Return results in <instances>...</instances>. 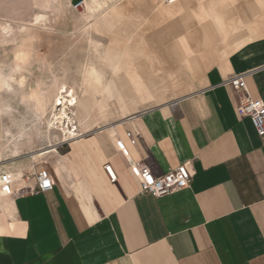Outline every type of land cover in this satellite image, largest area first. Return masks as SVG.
<instances>
[{
    "label": "crops",
    "instance_id": "crops-1",
    "mask_svg": "<svg viewBox=\"0 0 264 264\" xmlns=\"http://www.w3.org/2000/svg\"><path fill=\"white\" fill-rule=\"evenodd\" d=\"M82 1L87 0H68L71 6ZM171 1L152 0L157 16L181 15L185 0ZM235 2L218 0L214 13L225 50L205 71L198 89L172 102L137 108L141 102H160L167 90L163 71L175 57L188 54L186 39L176 40L162 54L151 50L139 62L119 45L104 49L103 61L113 78L107 80L97 68L102 76L97 84L91 71L90 91L102 97L103 108L96 110L104 117L113 102L118 111L109 113L98 130L69 141L60 160L64 169L57 163L21 170L15 162L2 169L16 183L13 196L0 198V264H264V140L250 118L238 115L245 95L223 84L249 73V97L264 101V0H250L245 9L233 6L239 23L227 22ZM187 11L196 12L193 5ZM96 15L89 11L88 17ZM119 19L113 8L95 25L113 27ZM132 71L138 76L130 77ZM92 114L81 109L83 125ZM111 117L118 120L109 123ZM127 132L134 134L135 145ZM116 141L124 143L125 154L116 149ZM131 163L156 176L185 164L191 185L162 198L142 194ZM106 166L112 167L116 183ZM43 169L50 171L55 187L33 194L34 174Z\"/></svg>",
    "mask_w": 264,
    "mask_h": 264
},
{
    "label": "rangeland",
    "instance_id": "rangeland-1",
    "mask_svg": "<svg viewBox=\"0 0 264 264\" xmlns=\"http://www.w3.org/2000/svg\"><path fill=\"white\" fill-rule=\"evenodd\" d=\"M51 1L48 9L46 6L36 7L34 0H0V160L8 159L5 165L15 162L21 170L55 166L68 152L70 143H65L69 136H65L62 125L55 123L52 131L47 129V123L55 121L52 105L57 90L66 85L74 90L81 103L86 99L83 90L91 88L89 77L93 67L105 71L107 79L112 80V69L103 61L104 49L109 45L128 50L139 62L146 61L151 50L155 55L162 54L161 50L176 40H187L189 52L185 58L175 57L174 64H169L163 71L167 90L160 102H141L137 106L139 110L172 102L198 89L205 71L225 50L220 46L218 29L213 24L218 18L214 14L219 11L218 0H185L183 8L179 6L181 15L172 19L157 16L152 0H98L106 8L105 12L91 19H87L89 11L86 7L77 11L68 0ZM235 1L230 6L232 15L227 16V22L239 23L240 16L234 7L241 5L245 9L250 4V0ZM192 5L195 15L188 11L184 14L185 8ZM45 8L47 10H42ZM113 8L121 18L113 27L105 23L95 25ZM209 8L213 9L211 13ZM37 15L45 18L34 24ZM160 30L166 32L160 34ZM230 34L235 37L234 31ZM19 51L29 54L28 62L21 68L17 67L16 60ZM34 91L53 99L43 122H40ZM98 98L101 100V96ZM82 108V105L72 107L73 112L69 114L74 121L66 123V127L69 125L72 130L74 125L76 136L87 130H98L108 122V116L104 117L95 110L87 125H83ZM115 110L118 111V105L113 102L107 115ZM118 119L111 117L109 123ZM21 127H26L27 133L16 142ZM85 127L88 128L85 130ZM38 154L41 157L36 162L31 156Z\"/></svg>",
    "mask_w": 264,
    "mask_h": 264
},
{
    "label": "built area",
    "instance_id": "built-area-1",
    "mask_svg": "<svg viewBox=\"0 0 264 264\" xmlns=\"http://www.w3.org/2000/svg\"><path fill=\"white\" fill-rule=\"evenodd\" d=\"M83 2L84 1L75 5V10L82 8L84 4ZM248 75L249 73L235 75L223 84L230 86L235 92L243 93L245 95V99L237 109L238 115L240 117L250 118L258 136L264 140V101L253 100L249 97L246 83ZM127 137L133 145L137 143V140L132 132H127ZM68 143L69 142L67 141L65 144ZM120 144L124 145L122 141H116V149L120 153L125 154V145L124 148L121 149L119 147ZM2 169L0 168V198H7L13 196V186L16 183V179L7 171H2ZM105 170L109 175L111 182L116 183L118 178L112 167L106 166ZM129 170L134 179L137 180L140 192L142 194L152 195L155 198L166 197L176 192L188 189L192 182V173L185 164L178 166L162 176H156L149 168L142 166L139 163H131ZM34 176L36 179V187L32 189L31 193L44 194L54 189L55 181L49 170L43 169L38 174H34ZM148 177L152 178L151 183L148 182ZM29 178L30 177H25L23 179L28 180ZM45 179L49 182V187L43 186ZM5 188H9L10 191H4Z\"/></svg>",
    "mask_w": 264,
    "mask_h": 264
},
{
    "label": "bare ground",
    "instance_id": "bare-ground-1",
    "mask_svg": "<svg viewBox=\"0 0 264 264\" xmlns=\"http://www.w3.org/2000/svg\"><path fill=\"white\" fill-rule=\"evenodd\" d=\"M42 2H44V4ZM48 4H50V3L47 0H37V5L39 7L46 6L48 8ZM84 5L87 7V9L89 11H91L93 13V15L94 14H98L100 12H103L104 9H106L105 7L102 6L101 3H98L96 0H87V1H85ZM116 14H118V13H116ZM44 18H45L44 15H37L35 17V19H34V24H39V23L43 22ZM87 18L88 19H91V17H87ZM28 59H29V54L27 52H25V51H19V52H17V54H16V60H17V63H18L17 64V67L18 68H21L22 65H24V64H26L28 62ZM92 72H94L98 76H101L99 74V71H98V69L96 67H93L92 68ZM133 74L135 76H138V74H136L135 71H132V73L130 74V77H134V76H132ZM23 81H22V83H23ZM2 82H3V80H2ZM131 82H132L133 85H136L137 84V79H131ZM105 83H106V81H105ZM3 84L4 83H2V85ZM63 89H67V92L63 91ZM68 92H71L72 93V96L71 97H69V95L67 94ZM31 95H32V93H31ZM83 95L86 97V99L85 100H81V103H80V99H79L78 96H76L74 94V90L69 89V87H67L66 85L60 86L58 88V90H57V93H56V97H55V101L54 102H56L57 100H60L61 103L60 104H56V103L53 102V105H52V108H53V120H55V121H54V123H52L53 121H49L47 123V129L50 130V131H52L53 128H54L55 123H57L59 125L61 124L62 125V131L65 133V136H69V139L66 140V141L69 142L71 139L75 138L76 135H75L74 131L76 130V128L74 127V125L72 127L73 130L69 127V125L66 127L67 121L69 123L74 121V118H72L70 116V114H69V112H71V113L73 112L72 111V107H76V106L82 105L83 108H84V110H85V112H87L89 115H91L92 112H94L98 107L103 108V105H101V103H102V97H101V100H100L98 98L99 95L91 92L89 89H86V90L84 89L83 90ZM34 99L37 102V107L36 108H37V111L39 113L40 122H43V119H45L46 116H47L48 109L50 108L53 99H52L51 96L43 95V94H41L39 92H35L34 93ZM73 99L76 101L75 104H72L71 103V100H73ZM114 100H116V98ZM110 104H111V102H110ZM104 107H106V105ZM104 109H106V108H104ZM107 116H109V115H107ZM49 125H51V127H49ZM25 133H27L26 127H21V131L18 134V138H16V142H20V140L22 139V137L26 135ZM12 138L15 139V136L12 135ZM18 151L19 150L17 148L16 152H18ZM40 157H41L40 154L31 156V158L34 161H36V162L40 159ZM5 161H8V159H6V160L4 159V160H2V162L0 160V168L2 169V168H4L7 165V167L10 169V166L12 164H10V165L9 164H6L5 165V163H4ZM11 175H12V173H11Z\"/></svg>",
    "mask_w": 264,
    "mask_h": 264
},
{
    "label": "snow or ice",
    "instance_id": "snow-or-ice-1",
    "mask_svg": "<svg viewBox=\"0 0 264 264\" xmlns=\"http://www.w3.org/2000/svg\"><path fill=\"white\" fill-rule=\"evenodd\" d=\"M170 2H171V0H170ZM93 75L95 76V83L99 84V83L101 82L102 76H98V75H96L95 73H93ZM63 91L67 92V89H63ZM67 94L69 95V97L72 96V93H71V92H68ZM55 103H56V104H60L61 101H60V100H57ZM71 103H72V104H75L76 101L73 99V100H71ZM49 127H51V125H49ZM119 147H120L121 149H123V148H124V145H123V144H120ZM138 174H139V173H138ZM5 179H7V178H5ZM148 182H149V183L152 182V178H151V177H148ZM43 186H44V187H49V186H50V185H49V182L47 181V179L44 180V182H43ZM4 191L7 192V191H10V189H9V188H5Z\"/></svg>",
    "mask_w": 264,
    "mask_h": 264
}]
</instances>
